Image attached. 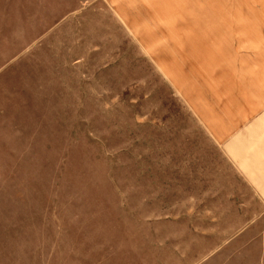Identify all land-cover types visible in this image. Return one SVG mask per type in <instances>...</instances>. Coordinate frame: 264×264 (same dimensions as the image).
Segmentation results:
<instances>
[{
	"label": "rangeland",
	"instance_id": "obj_1",
	"mask_svg": "<svg viewBox=\"0 0 264 264\" xmlns=\"http://www.w3.org/2000/svg\"><path fill=\"white\" fill-rule=\"evenodd\" d=\"M260 78L264 0H0V264H264Z\"/></svg>",
	"mask_w": 264,
	"mask_h": 264
},
{
	"label": "crops",
	"instance_id": "obj_2",
	"mask_svg": "<svg viewBox=\"0 0 264 264\" xmlns=\"http://www.w3.org/2000/svg\"><path fill=\"white\" fill-rule=\"evenodd\" d=\"M264 85V78L257 79ZM262 82V83H261ZM257 174L252 181L257 185V196L264 198V89L257 93Z\"/></svg>",
	"mask_w": 264,
	"mask_h": 264
}]
</instances>
